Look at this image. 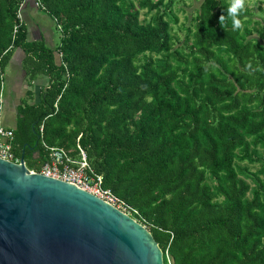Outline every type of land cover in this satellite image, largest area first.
Here are the masks:
<instances>
[{"label":"trees","instance_id":"trees-1","mask_svg":"<svg viewBox=\"0 0 264 264\" xmlns=\"http://www.w3.org/2000/svg\"><path fill=\"white\" fill-rule=\"evenodd\" d=\"M24 1L0 0V105L17 49L30 83L50 81L8 127L15 156L39 171L49 146H81L164 264H264V17L246 5L226 31L229 0H203L180 36L174 0H38L50 48Z\"/></svg>","mask_w":264,"mask_h":264},{"label":"water","instance_id":"water-1","mask_svg":"<svg viewBox=\"0 0 264 264\" xmlns=\"http://www.w3.org/2000/svg\"><path fill=\"white\" fill-rule=\"evenodd\" d=\"M0 264H164V253L115 205L0 157Z\"/></svg>","mask_w":264,"mask_h":264},{"label":"crops","instance_id":"crops-1","mask_svg":"<svg viewBox=\"0 0 264 264\" xmlns=\"http://www.w3.org/2000/svg\"><path fill=\"white\" fill-rule=\"evenodd\" d=\"M20 15L27 25L30 40L44 39L50 48L56 47L57 43L54 41L52 28L55 23L52 17L39 6L38 0H25L21 6ZM22 56L21 49H17L5 73L6 81L1 115L2 122L6 127L15 126L19 107L25 100L31 103L38 101L42 90L49 86L50 79L43 74L39 75L32 83L29 82L27 75L23 72ZM60 56L56 54L58 62H60ZM30 91L34 92L33 98L28 94ZM68 152L72 154L74 151ZM78 153L79 150L72 155L76 156Z\"/></svg>","mask_w":264,"mask_h":264},{"label":"built area","instance_id":"built-area-1","mask_svg":"<svg viewBox=\"0 0 264 264\" xmlns=\"http://www.w3.org/2000/svg\"><path fill=\"white\" fill-rule=\"evenodd\" d=\"M38 4H40L39 1ZM2 104L3 99L0 105V157L19 162L20 158H17L12 150L13 130L6 127L2 122ZM48 149V161L43 164L39 171H32L75 184L130 214V207L110 189L103 187L102 175L96 173L92 168L88 155L81 146H79V153L76 156L70 154L63 147L49 146Z\"/></svg>","mask_w":264,"mask_h":264},{"label":"rangeland","instance_id":"rangeland-1","mask_svg":"<svg viewBox=\"0 0 264 264\" xmlns=\"http://www.w3.org/2000/svg\"><path fill=\"white\" fill-rule=\"evenodd\" d=\"M168 1V0H166ZM203 0H174L172 7L173 15L178 17V23L175 25L180 36H184L186 30L183 28L184 24H190L192 17L195 15L197 9L200 7ZM246 5L250 10L256 14L258 18L264 17V0H247ZM261 7V8H260ZM142 18H150L151 14H147L146 10H142ZM54 31V41L58 44L61 39V33L52 25Z\"/></svg>","mask_w":264,"mask_h":264},{"label":"clouds","instance_id":"clouds-1","mask_svg":"<svg viewBox=\"0 0 264 264\" xmlns=\"http://www.w3.org/2000/svg\"><path fill=\"white\" fill-rule=\"evenodd\" d=\"M247 0H229L226 7V15L219 17L220 25L227 31L228 23H231L232 30L237 31L243 28L241 15L245 11ZM251 68V65H248Z\"/></svg>","mask_w":264,"mask_h":264}]
</instances>
